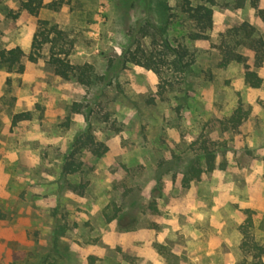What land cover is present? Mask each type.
I'll use <instances>...</instances> for the list:
<instances>
[{
  "label": "rangeland",
  "instance_id": "1",
  "mask_svg": "<svg viewBox=\"0 0 264 264\" xmlns=\"http://www.w3.org/2000/svg\"><path fill=\"white\" fill-rule=\"evenodd\" d=\"M24 1L0 0V50L28 54L48 21L73 41L71 62L100 80L60 78L49 46L23 72L0 66V264H264V63L255 89L219 50L245 22L264 36V0H215L197 40L181 0H44L37 15ZM238 52L254 66L247 46ZM239 107L248 115L233 129ZM87 131L108 151H76L82 170L68 174ZM204 144L216 169L189 180Z\"/></svg>",
  "mask_w": 264,
  "mask_h": 264
},
{
  "label": "trees",
  "instance_id": "2",
  "mask_svg": "<svg viewBox=\"0 0 264 264\" xmlns=\"http://www.w3.org/2000/svg\"><path fill=\"white\" fill-rule=\"evenodd\" d=\"M243 4V0H240ZM259 0H251L254 8H258ZM44 0H28L23 2V9L29 13L37 15L39 11L45 7ZM182 11L193 21L199 32L191 35L193 40L205 38V34L213 28L215 0H200L196 5H193L190 0H181ZM49 7L58 9L62 3L53 2L47 4ZM45 46H49V64L53 66L55 74L60 78L69 80L76 79L80 84L90 87L100 80L94 67L88 63L84 65H75L70 60L71 48L73 41L69 40L64 30L58 25L51 24L48 21L41 22L31 44L30 52L27 54L22 48L16 47L12 49L0 50V66L9 71H24L22 60L27 57L31 63L38 62ZM247 46L253 52L254 66L249 63V59L238 52V48ZM222 55V65L230 63H238L244 67V80L247 85L258 89L262 86L263 80L259 76L254 67L259 68L264 63V36L251 24L245 22L228 29L223 33L222 42L219 46ZM178 58H182L179 53ZM138 64L145 65L148 69L154 70L153 64L148 60L147 64L136 60ZM178 65V62H175ZM157 73L158 70H155ZM82 105L75 103L71 108L73 113H82ZM248 112L242 107H239L235 113L227 120L233 129H238L246 119ZM31 119V113H20L15 115L14 124ZM75 151L71 154V160L67 161L63 170L68 173H77L82 170V164L74 159L75 152L83 148L88 149L94 155L101 157L108 148L104 143H99L95 140L92 134L87 131L85 134L78 136L74 140ZM217 150L210 148L204 144L202 147L201 158L204 161L203 167L191 166L188 170L189 180H199L202 174L213 172L216 169ZM150 208L156 210L155 205L151 204ZM252 225V222L250 223ZM243 243L246 247L251 244L248 231L243 228ZM261 249V248H260ZM42 264H45L44 262ZM51 264H56L51 262Z\"/></svg>",
  "mask_w": 264,
  "mask_h": 264
}]
</instances>
